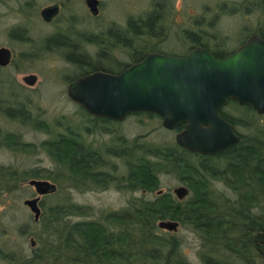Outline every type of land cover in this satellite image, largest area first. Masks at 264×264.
<instances>
[{"label": "trees", "instance_id": "1", "mask_svg": "<svg viewBox=\"0 0 264 264\" xmlns=\"http://www.w3.org/2000/svg\"><path fill=\"white\" fill-rule=\"evenodd\" d=\"M160 15V8L157 7L148 13L143 22H132L130 28L136 35L141 34L143 28L154 33ZM115 37L119 42L117 45L131 47L130 41L123 39V32ZM140 55L132 52L128 59ZM71 57L78 63L89 60L78 54H71ZM103 58L112 63L113 70L118 69L108 55ZM90 66L96 68L100 64L90 61ZM9 69L0 71V85L5 79H15L16 75L13 74L4 77V72ZM17 87L11 82L4 89L0 87V100H8L7 105L0 108V117L20 121L25 127L32 126L44 131L49 137L40 142L26 141L19 132L0 128V143L25 153L47 152L55 165L46 169L44 174L39 173V169L34 173L29 170L31 174H27L22 172L20 166L2 165V175L11 177V180L4 179L6 185L18 184L31 176H45L58 182L62 188L68 183L75 185L77 190L89 187L88 180H92L93 170L98 169L101 163L99 155L92 152L94 149L91 145L85 146L81 140L85 133H90L88 129L93 128L92 124L87 125V128L78 117L69 120L70 117L66 116L67 123L63 125L57 122L54 131H50V122L47 119L40 120L32 112L33 103L28 94L21 87L11 90ZM80 108L83 116L94 122L87 110L81 105ZM245 108L247 114L255 112L250 106ZM141 113L144 112L135 115ZM147 113L144 114L149 118L162 120L157 114ZM226 118L232 121L231 117ZM99 131L104 132L103 129ZM142 138L145 137L138 136L132 140L124 137L119 144L110 143V147L115 149H100L104 155L107 154L112 172L116 165L111 162V157L118 158L126 170L123 176L118 171L117 174L113 172L112 180H116L118 187L137 192L127 200L125 207L114 210L87 207L71 199L70 194H63L66 198L62 201L57 199L48 207L46 199L51 196L58 198L63 193L59 189L45 196L47 198L44 197V211L40 221L34 222L29 230L24 231L35 236L36 246L24 252L19 249L10 251L3 245L0 255L7 258L9 264H142L147 261L187 264L178 257L165 255L164 248L159 247V251L152 252L155 255L147 257L129 224V217L134 216L146 220L152 226V241L161 239L160 236L166 231L158 226L160 220L179 219L196 224L211 245L226 248L237 258L243 259V264L247 260L249 264H255L258 257L264 262V153L260 148H254L251 145L253 141L250 145L243 141L209 155L192 152L181 146L175 135L168 136L162 142H142ZM101 167L94 174L106 175ZM168 173L177 174L180 183L190 188V194L184 199H178L164 192L149 199V192L159 188L162 175ZM104 179L108 183V177ZM208 257L207 264H237L233 260H222L220 255L219 258L213 255Z\"/></svg>", "mask_w": 264, "mask_h": 264}, {"label": "rangeland", "instance_id": "2", "mask_svg": "<svg viewBox=\"0 0 264 264\" xmlns=\"http://www.w3.org/2000/svg\"><path fill=\"white\" fill-rule=\"evenodd\" d=\"M33 1H35L36 6L31 10L32 14L29 15V13L25 11V13H23L21 11V15L26 17V20L22 21V19L19 17L20 15H18L17 12L18 10L25 8V0H22L21 3H18L17 0H0V38H2L1 42L3 44H9V42L12 41L10 40V31H12L18 23H21V25H25V23H27L28 25L26 26H31L30 24L35 23L36 28H30V30H32L30 31L32 36L41 35L44 37L49 31V28L46 27L44 23L39 21L40 18L38 17L37 11V7L42 5L46 0ZM76 1L81 3V0ZM104 1L107 3L106 17L107 15L109 16L115 12V16L118 17L117 20L125 23V10L127 5L132 4L133 6H138V8H141L139 5H141L142 2H146L148 0ZM208 2L209 0H178V13L176 15L177 19L179 20V17L184 21L194 18L199 19L200 16H204ZM78 3H75L74 7L80 12V5ZM260 7H264V0H260L255 6L252 7L251 11H249L251 17L249 15L245 17L244 14L224 15L221 21L217 24L216 29H219L220 33L225 36V38L228 36L237 38V32H240L242 29H244V26L255 28L258 24H260L261 30L264 31V18L261 19L260 23H258L259 15L256 14ZM222 9H225V7ZM189 10H191L192 13H196L195 16H190L188 14ZM83 12L84 8L81 9V13ZM27 16L30 17L27 18ZM30 18L32 19V22H29ZM94 23L95 22L93 19L77 16L72 19L70 24V34L74 37H77L81 35V33H87L88 31L94 29ZM221 34H219L220 37ZM234 38L232 41L235 40ZM22 45L24 46L20 48L19 51L26 49L30 50V47L37 46V43H24ZM89 50L90 52L88 54L90 56L97 52L93 46L89 47ZM118 57L125 60L128 58V55L118 53ZM55 63H59V66H62L63 69L57 70L55 68ZM15 66L16 67H11L8 71L4 72L5 78L13 74L18 76V79L22 81L23 74H18V68L22 70L26 69L25 71L27 72H39V84L35 88H29L27 85L23 84L21 86V90L26 92V94L29 96V99H31L33 103L32 112L35 115H38L40 119H47L50 122L48 128L50 131H54L53 127L57 122L63 125L64 123H67L68 120H66V116L70 117L69 120H71L73 117H78L80 123L84 125H90L92 123L88 120L87 116H83L82 112H80V104L71 99H64L62 96L61 91L63 90V87L55 76L59 77L60 74L62 75V73H65L66 71L69 72L68 74H74V72L77 73L79 70L77 66L73 67L72 65L68 64L59 52L46 50L36 52L35 54L18 53ZM1 78L2 80L5 79L3 77ZM10 82L13 84L12 80L5 79L4 83L1 84L0 87H3L4 89L5 85L8 86V83L10 84ZM17 89H19V87L11 90ZM0 93H2L1 89ZM4 95L5 94H2V96ZM7 102L8 100H0V108L5 107ZM225 110L229 113V117H231L232 120L231 122L234 124L236 131L241 134L243 140L246 142L245 144L250 145V143L253 141L251 145H253L254 148L259 147L260 151L264 153V113L254 112L253 114H247V108L235 103L226 106ZM95 125L96 124L92 125L95 128V130H92V133L85 134L89 138L91 137L90 139L96 140L98 143L109 141L105 138H113L111 142L113 144H119L122 136V138L126 137L130 140L138 136H144L145 138L141 139L142 142L147 140L162 142L167 140L168 136L176 135L175 132L171 130L170 132L169 129H165L162 120L159 118H149L148 115L142 113L139 115L132 113V115L130 114L129 117H127L122 122L113 124L109 123L111 128L114 130L116 129L117 134H115V136L101 134L99 131V125ZM0 128H2L4 131L19 132L26 141L40 142L49 137L44 131H39L32 126L25 127L20 121L12 120L8 117H0ZM0 145V166L3 165L8 167L17 165L22 167V172H27V174H31V172L34 173L38 169L39 173L43 172L44 174L46 169H50L55 165L53 158L47 152L40 151L36 154H31L16 151L3 143H0ZM105 147L107 149V146ZM101 157L102 156L99 155L101 162L100 166H103L101 167V170L106 172L105 177L108 176L107 181L109 180L111 183H109V181L108 183H105L103 180V175L94 174L95 170H100L99 166L98 169L96 168L93 170V174L91 175L92 180H88L89 187L84 186L83 188L77 190L74 188L75 185L68 183L67 185H64L63 188L60 187L63 193L60 194L58 198L51 196L46 199L48 207H51V205H53L57 199L58 201L60 199L62 201L63 198H66L63 197V194H70L71 196H69L71 199H74L76 202H78V204H82L87 207H96L105 210L122 209L125 207L127 200L137 192L129 190L127 191L122 187H118V185L115 183L116 180H111L113 172L117 174L118 171V174H121L122 176L125 175L126 172L118 158L111 157V162L116 165L113 167L115 170L112 172L110 166L104 164ZM31 177L20 181L18 184L8 186L6 185V182H4V179L7 178V180H11V177L8 175L3 176L2 172L0 171V245H5L6 249H10V251L19 249L20 251L25 252L31 248V237L26 232H24L29 230L30 224L35 222L33 220V213L30 210L31 208L25 203L26 198L36 195L35 189L28 184V180ZM35 177L46 178L45 176ZM161 180L160 187L155 189V191L149 192V199L154 197L156 194H159V191L161 190H164L165 193L171 195L174 188L181 184L177 174H164L162 175ZM119 185L121 186L120 183ZM262 209L264 210V206ZM164 210L167 211L166 209ZM86 211L89 212L88 210ZM128 220L129 224L133 227L136 236L140 240L141 246L144 249L142 250L145 252L147 257L149 255H155L152 252L159 251V248H164L165 255L178 257L184 260L187 264H207V258H209L208 256L212 255L215 258H219L218 255H220L223 257L222 260H226V262L233 260L237 264H243V259L240 257L237 258L238 256L232 254L226 248L221 246L218 248L211 245L208 239L206 240L203 230L194 223L184 222L177 219L180 222L178 229L173 231L166 230L160 236L161 239L158 238L152 241L150 237L152 226L147 223L146 220H142L141 218H136L134 216H130ZM255 260L257 262L255 264H264L261 257H258ZM0 264H9V262L3 258H0ZM245 264H249V261L247 260Z\"/></svg>", "mask_w": 264, "mask_h": 264}, {"label": "water", "instance_id": "3", "mask_svg": "<svg viewBox=\"0 0 264 264\" xmlns=\"http://www.w3.org/2000/svg\"><path fill=\"white\" fill-rule=\"evenodd\" d=\"M95 4L90 0L92 7ZM11 61L10 49L1 47L0 64ZM36 79V75L26 77L29 84ZM69 93L96 116L122 121L132 113L148 111L158 114L167 129L184 124L177 142L192 152L214 155L241 141L234 124L221 113L231 99L264 113V39L253 36L224 58L204 47L186 56L151 52L119 73H90L72 83ZM29 183L38 195L25 203L39 220L42 196L56 192L58 186L49 179L32 178ZM189 191L185 185L175 188L181 199ZM179 223L163 219L158 225L173 231Z\"/></svg>", "mask_w": 264, "mask_h": 264}, {"label": "flooded vegetation", "instance_id": "4", "mask_svg": "<svg viewBox=\"0 0 264 264\" xmlns=\"http://www.w3.org/2000/svg\"><path fill=\"white\" fill-rule=\"evenodd\" d=\"M2 1H6V0H2ZM21 1L22 0H17L18 3H21ZM177 1L178 0H150V1L148 0L146 2L145 1L142 2L141 5H139L141 6V8H138V6H133L132 4H128L125 10L126 19L124 23L117 20L118 17L115 16V12L113 14H110L109 16L107 15L106 17L107 3L104 0H95L96 4L93 7L90 5V0H81V3H78L76 0H46L42 5L37 7V11H38V17L40 18V20L39 19L38 20L41 21V23H44V25L49 28V31L45 34L44 37L41 35L32 36V34L30 33V31L32 30H30V28H36L35 23L32 24L29 23L32 27L26 26L28 25L27 23H25V25H21V23H18L14 27V29L10 31V37H11L10 40L12 41L9 42V44H5V43L3 44L1 42L2 38H0V48L1 47L9 48L12 53V61L6 66L0 64V71L6 68L16 67L15 65L18 58V53L35 54L36 52L46 51V50L59 52L64 57V59L68 64L72 65L73 67L77 66L79 70L77 73L74 72V74L73 73L68 74L69 72L66 71L65 73H62V75L60 74L59 77L55 76L57 77L58 82L63 87L62 88L63 90L61 91L63 98L73 100L70 96L69 90L71 84L74 83L76 80L90 73L100 70L112 72V73H119L124 69H126L127 67H129L130 65L141 61L151 52H158L167 55L186 56L194 49L198 47H204L209 51H211L216 57L224 58L227 55L234 53L240 46L244 45L253 36H260L264 39V31L261 30L260 24H258L257 27L255 28L244 26V29H242L240 32H237L238 37L237 38L233 37L235 39L234 41H232L233 38L230 36L225 38V36H223L220 33V30L216 29L217 24L221 21L224 15L244 14L245 17L248 15L251 17L249 11H251L252 7L255 6L256 3H258L260 0H236V1L209 0L208 4L206 5V11L204 16L202 15L199 17V19L194 18L188 21L181 20L180 17L179 20L177 19L176 17L178 13ZM25 2H26L25 8H23L22 10H18L17 12L18 15H20L19 17L20 19H22V21H25L26 17L24 15H21V11L23 13L27 12L30 15L32 14L31 10L33 9V7L36 6L35 1L33 0L32 1L25 0ZM75 3H78L80 5V12L75 9L74 7ZM48 7L50 8V10L45 12L46 8ZM157 7L160 8L161 15L156 23V31L152 33L147 31L146 28H143L141 29V34L136 35L135 32L130 28L131 23L136 21L143 22L145 20V17L148 15V13L152 12L153 10H156ZM223 7H225V9H222ZM82 8H84L83 13H81ZM258 10L259 11L257 13L255 11V13L259 15L258 23H260L261 19L264 18V7L263 8L260 7ZM188 14L190 16H195L196 13H192L191 10H189ZM77 16L79 17L83 16L84 18L87 19H93L95 22L93 24L94 29L88 31L87 33L86 32L81 33V35L77 37L72 36L69 31L70 24L72 22V19ZM29 17L30 16H27V18ZM29 22H32L31 18ZM122 32L124 33L123 39H128L130 41L131 47L133 48L126 46L124 47L122 46V44L117 45L119 42L118 40L115 39L116 38L115 35H117L118 33L120 34ZM219 34H221V37L219 36ZM136 38H139V40H137ZM24 43H29V44L37 43V46H31L30 50L26 49L23 51H19V49L24 46L22 45ZM92 46L97 50V52L92 56H90L88 54L90 52L89 47ZM132 52L141 55L135 59L127 58L125 60L118 57V53L124 55H130L132 54ZM71 54H75V55L78 54L81 56H85V58H88L89 60L83 61L82 63H78L72 59ZM105 55H108L110 59L114 60V63L115 65H117L118 68L117 70H113L112 63H108L105 61V59L103 58ZM90 61L91 63L96 62L100 64V66L96 68H92L90 66ZM55 65H56L55 68L57 70L63 69L62 66L61 67L59 66V63H55ZM25 70L18 68V74L19 73H20L19 75L23 74V80H22L23 82L18 79V76H15V79H13L12 81L13 84L18 87H21L23 84H25L29 88H35L40 81L39 72L36 71L27 72ZM30 75H36L37 77L34 84H29L28 81L26 80V77ZM234 103L242 107L249 106V105L240 104L237 101L231 99L222 108L221 113L225 118L226 116H229V113L225 110V107ZM141 112L145 113L148 111H141ZM255 112L257 111L255 110ZM151 113L156 114L154 112ZM89 114L91 115L90 118L94 121L91 124L94 125L95 123H98L99 130L101 129L104 130V132L100 131V133L108 136L109 135L115 136L117 132L116 129L114 130L107 123L113 124L117 122H122L126 119L125 118L124 120L121 121L107 117L96 116L91 113ZM91 124L89 126H91ZM89 126L86 125L87 128H89ZM180 126L176 127L175 129H172L171 131L175 132L177 135L178 132H180L184 128V124ZM88 130H91L89 132L92 133V130H95V128L94 127L89 128ZM237 133L239 134V132ZM239 135L241 136V134ZM90 138L86 134H84L83 137H81L82 143L85 146L91 145V147L94 149L92 152L102 156L104 164L110 166V161L107 158L108 157L107 154L104 155L100 149L101 148L106 149L105 146H107V149L109 148L115 149L114 147H110V143L113 138L110 139L105 138L106 140L109 141H103L100 143ZM243 141L244 140L241 136V141L239 143H242ZM103 176L104 178L108 177V176L105 177L106 175L104 174ZM32 178L49 179V178H39V177H31L30 179ZM49 180L55 182L58 186V190L60 189L58 182L52 179ZM104 182H106L105 179ZM181 185H185V184L181 183L178 186ZM32 187L35 189L34 186ZM164 192H165L164 190L163 191L161 190L159 191V194ZM189 194L190 191L186 195V197ZM171 195L176 196L178 199H181L177 196V193L175 192V188ZM35 196H37V192L36 195L32 197ZM45 196L48 195L42 196L40 201L41 208L43 207L42 201ZM43 211L44 210H42V214ZM41 217L42 215L40 216V218ZM33 218L35 222L40 221V218L39 220H36L34 213H33ZM27 234L30 235L31 237L30 239L31 247H35L37 244L35 236L30 233ZM2 249L3 248L0 245V252ZM0 258H3L8 262L7 258L3 257L2 255H0Z\"/></svg>", "mask_w": 264, "mask_h": 264}]
</instances>
